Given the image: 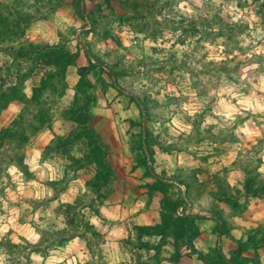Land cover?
I'll use <instances>...</instances> for the list:
<instances>
[{
    "label": "rangeland",
    "instance_id": "obj_1",
    "mask_svg": "<svg viewBox=\"0 0 264 264\" xmlns=\"http://www.w3.org/2000/svg\"><path fill=\"white\" fill-rule=\"evenodd\" d=\"M78 1L0 0V93L31 99L55 71L44 57L17 58L28 43L78 55L17 122L28 142L0 141V264H216L232 259L235 237L258 247L245 264H264V224L240 220L250 199L264 203L248 193L264 188V0ZM53 14L57 27L44 21ZM76 99L110 149L105 187L87 185L85 140L65 139ZM12 106L0 131L21 112ZM40 110L49 128L32 122ZM161 193L179 206L163 205L165 218L197 216L194 227L214 234L221 218L233 239L139 233L133 211L162 210Z\"/></svg>",
    "mask_w": 264,
    "mask_h": 264
},
{
    "label": "trees",
    "instance_id": "obj_2",
    "mask_svg": "<svg viewBox=\"0 0 264 264\" xmlns=\"http://www.w3.org/2000/svg\"><path fill=\"white\" fill-rule=\"evenodd\" d=\"M16 3V1H14ZM80 6V0L78 1ZM84 13H87V7L83 5ZM88 20L90 19L88 16H86ZM2 27L5 26V20L2 19ZM19 28V27H18ZM2 35H4L2 33ZM48 50L49 47L41 48L40 46L28 43L21 47V50L17 53V58L20 59H26L30 62L40 61V58L44 57L45 64L48 67H54V72H49L43 79L40 81V86L38 88H35L33 90V96L31 99H28L27 96L21 91H19L18 88L13 87L9 89L8 92H1L0 93V116L1 114L12 105H17L21 107V112L17 116V118L12 122V125L10 127H6L1 129L0 131V141L6 142V141H12L17 140L21 142V145L23 142H28V138L26 137V134H24L22 131L18 130V121L22 120V117L24 113L28 110L29 105H41L40 100L42 97V94L45 91H48L52 89L55 85L54 80L55 77H65L67 69L70 66H73L76 64V60L78 58L77 54H71L69 52H59L57 47L54 49H49L50 51L47 53H43V55H40L41 51ZM82 68L79 71L80 77H83L82 74ZM57 75V76H56ZM61 75V76H60ZM88 88V85L82 86V81L80 80L78 83V89L83 90ZM84 97L89 98L86 93H82ZM86 108V103L82 105L80 102L76 101L74 102L73 108L69 109L65 116L67 118V121L71 124H68V133L66 135V140L71 139V141L79 142L82 140H85L88 146V152L85 153L84 157L82 158L85 165L88 167H91L94 171V178H92L87 185L93 188H97L100 185L105 187L109 182H111L114 178V169L110 165V163L107 160V155L109 153V147L105 145L102 141V138L100 135L95 131V129L89 125L90 117L83 114V109ZM44 110H40L37 113H32V122L36 123V125L40 126V128L45 127L49 128L44 123L45 116ZM75 126H74V125ZM73 130V131H72ZM35 132L37 133L36 137L40 133V129H36ZM63 140L60 139L59 144L62 147H65L67 144L65 142H62ZM68 141V140H67ZM28 144V143H27ZM81 159V160H82ZM16 163L20 166L24 165V156H17L15 159ZM222 191V189H221ZM248 193L259 196L260 194H264V188L261 192H255V191H249ZM162 198L160 200L161 206H162V212H161V222L154 226H139L138 232L141 233L145 230H152L154 231V235H157L161 237L162 241L165 239V237L172 235L174 238L177 235H182V237H186V234H191L193 238H196L200 235V230L195 228V222L197 221V216H186V217H175L170 216L166 217L164 216V210L163 205L168 207V210L171 213H176L177 209L179 208L178 205H173L171 202H164L165 197L164 194L161 193ZM222 197H225V195H221ZM229 206V204H228ZM219 225H220V234L225 235L229 238L233 237L231 236L230 231L227 229V224L224 219H219ZM238 244V250L235 251L232 254V259L226 260L224 257L219 256V261L216 264H245L247 261L245 257H243V253L250 249L251 247L254 249H257V245L251 246V239H248L246 242H243L241 240L236 241ZM241 258H245L244 261H242ZM205 264H209L208 261L203 260L200 258Z\"/></svg>",
    "mask_w": 264,
    "mask_h": 264
},
{
    "label": "crops",
    "instance_id": "obj_3",
    "mask_svg": "<svg viewBox=\"0 0 264 264\" xmlns=\"http://www.w3.org/2000/svg\"><path fill=\"white\" fill-rule=\"evenodd\" d=\"M57 9H58V12L62 11V13H64V14L68 12V10L65 9V7L57 8ZM58 12H56V13H58ZM85 18L88 20L87 17H85ZM44 21L49 23L50 25H52L54 27H57L59 24L57 20H54V14L52 17L48 18V20H44ZM31 28H33V27H31ZM86 30L87 29H83L81 31L85 32ZM37 42H39V43L44 42L45 43V42H47V40L44 39V37L42 35V36H38ZM11 110H13V106H9L2 113V115L7 114ZM18 114H19V112H17L15 116H18ZM45 135H46L45 133H42V134L40 133L38 135L37 141L41 140ZM262 201L263 200L259 199V198H252L249 200L246 213L244 214L245 217H240V220L242 222L241 225L243 226L244 229L245 228L246 229H251V228L253 229V228L258 227L260 224H264V207H263L264 203ZM133 212L134 213H132L131 220H133L135 222V225H137V226H154V225H157L161 222L162 210H161L160 205L156 201H153L152 203H150L146 207L138 208L137 210H134ZM106 213L109 214L110 209H106ZM206 221H209V220H206ZM219 235H220L219 232H216V234H214L213 232L209 233V231H207V232L204 231L203 228L200 229V236H210L211 238L214 237V240H215V238L217 240H220ZM226 237L227 236L224 235L223 239L227 240L229 238V237H227V238ZM235 239L241 240L243 242L247 241L246 238L235 237ZM210 241H211V239H210ZM246 252L247 251H245L243 254H245ZM226 264H230V263H226Z\"/></svg>",
    "mask_w": 264,
    "mask_h": 264
},
{
    "label": "clouds",
    "instance_id": "obj_4",
    "mask_svg": "<svg viewBox=\"0 0 264 264\" xmlns=\"http://www.w3.org/2000/svg\"><path fill=\"white\" fill-rule=\"evenodd\" d=\"M221 103H223V101H221ZM245 103H249V105H250V102H245ZM257 106L259 107V105H257ZM230 114L231 113H229V115ZM245 131H246V129H245ZM12 171L15 172V169H12ZM6 230H7L6 227L3 228V229H0V231H6ZM28 235H29V239H33L34 238V234H33L31 229H28ZM35 238L38 239V237H35ZM34 259L39 260L40 258L39 257H34ZM48 264H52V260H49Z\"/></svg>",
    "mask_w": 264,
    "mask_h": 264
}]
</instances>
